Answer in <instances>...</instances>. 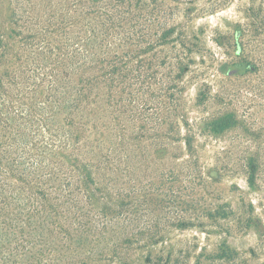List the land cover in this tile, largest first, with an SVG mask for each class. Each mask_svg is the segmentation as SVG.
<instances>
[{
  "label": "trees",
  "instance_id": "16d2710c",
  "mask_svg": "<svg viewBox=\"0 0 264 264\" xmlns=\"http://www.w3.org/2000/svg\"><path fill=\"white\" fill-rule=\"evenodd\" d=\"M9 3V33L0 27V264L112 261L139 233L134 170L183 139L189 65L156 58L174 28L154 27L143 0ZM237 124L228 114L210 128ZM184 143L193 154V137Z\"/></svg>",
  "mask_w": 264,
  "mask_h": 264
},
{
  "label": "rangeland",
  "instance_id": "374dc122",
  "mask_svg": "<svg viewBox=\"0 0 264 264\" xmlns=\"http://www.w3.org/2000/svg\"><path fill=\"white\" fill-rule=\"evenodd\" d=\"M143 2L154 27L174 28L156 58L189 65L178 109L187 123L181 143L128 181L137 241L98 264H264V0ZM0 27L9 33V0ZM228 114L238 124L212 132Z\"/></svg>",
  "mask_w": 264,
  "mask_h": 264
}]
</instances>
